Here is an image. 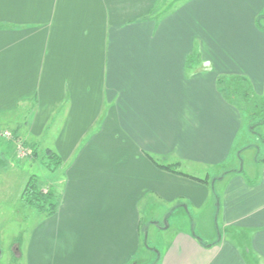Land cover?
Listing matches in <instances>:
<instances>
[{
  "label": "crops",
  "instance_id": "obj_1",
  "mask_svg": "<svg viewBox=\"0 0 264 264\" xmlns=\"http://www.w3.org/2000/svg\"><path fill=\"white\" fill-rule=\"evenodd\" d=\"M178 1L0 0V114L26 113L15 136L59 160L29 264H136L146 215L160 232L151 264H264V163L254 184L231 169L210 187L154 163L219 166L239 148L247 121L216 81L247 76L264 95V0ZM211 193L216 239L154 218Z\"/></svg>",
  "mask_w": 264,
  "mask_h": 264
},
{
  "label": "rangeland",
  "instance_id": "obj_2",
  "mask_svg": "<svg viewBox=\"0 0 264 264\" xmlns=\"http://www.w3.org/2000/svg\"><path fill=\"white\" fill-rule=\"evenodd\" d=\"M184 1L179 0L178 6ZM260 18V22L264 28V11L260 15ZM192 58L194 63L193 69H196L198 67L196 63L198 60L200 61L196 46ZM240 76L225 74L220 75L218 79L221 80L222 86H225L230 80H234ZM242 77L248 79L247 76ZM257 96L264 98V95ZM21 112L22 110L14 114H0V151L3 146L12 149V160L7 163H4L5 161L0 163V264H29L26 259L27 238H30V230L35 220L40 218V213L34 209L24 208L19 200L20 195L31 176H36L38 185L43 191L48 190V188L53 190L57 174H53L52 171L58 169L59 166L56 164L57 158L48 159L46 152H43L41 148L38 149V147H36L37 157L33 159L31 157L33 152L31 146L33 144H29L31 143L29 142L30 140H24L23 135L21 137L15 136L13 132L17 127L21 128V131H24L25 127L26 113ZM243 116L247 123L242 134L237 138L239 148L222 165L198 166V164H190L181 160L178 156L176 157L177 154L167 155L165 158L155 156L154 159L161 166H174L180 175L193 182H197V179H206L208 187L216 179L219 180L225 171L231 169H239L254 184L259 179L260 164L264 163V123H258L257 119L249 121L250 119L246 112H243ZM25 141L29 142L28 146L24 144L26 143ZM19 143L24 144L29 149L27 156L23 155L19 149L17 150L16 145H19ZM243 147L244 149L240 152ZM3 164L5 165L3 166ZM2 167L3 170L1 169ZM215 183H218V181ZM208 197L207 201L205 200V204L199 209H193L191 205H189L188 211L181 207L173 208L174 211L169 216L164 215L167 208L162 205V208L155 210L154 218L160 222V228L164 229L167 225L169 226L168 234H171L175 230H184L194 234L196 237L216 239L214 238L215 235L217 237L219 233L222 235L221 230L217 232L218 226L214 219L217 209V198L213 196V193ZM181 200L179 199V205L183 204ZM150 218L151 215L144 217L146 232L143 233V236L145 244L141 250L143 255L138 254L136 257V264H151L155 259L156 249L154 246L157 245L160 232L155 235V227H151L149 224ZM148 227H151L150 231H148ZM19 237L22 239V245L17 253H22V256L19 257L16 253L17 257H14V255L10 254L9 248L11 245H14V248H18L15 241L19 240ZM240 244L248 247L245 238L241 240Z\"/></svg>",
  "mask_w": 264,
  "mask_h": 264
},
{
  "label": "trees",
  "instance_id": "obj_3",
  "mask_svg": "<svg viewBox=\"0 0 264 264\" xmlns=\"http://www.w3.org/2000/svg\"><path fill=\"white\" fill-rule=\"evenodd\" d=\"M260 20L261 18L259 16L256 20L257 26L260 30L264 31ZM217 88L231 105L238 108L242 113L246 112L248 114L250 119L249 121L257 119L258 123H264V98L256 95L253 90V86L248 79L242 76L236 77L234 80H230L225 86H222L221 80L217 79ZM25 145L27 144L25 143ZM31 147L33 151L31 157L35 159L38 154L36 145H32ZM46 155L48 156V159L51 160L57 158L50 151H47ZM154 163L163 170L179 174L174 166H161L156 161H154ZM56 164H59L58 159ZM197 181L203 183L207 182L206 179H197ZM19 200L24 208L34 209L44 216L53 215L56 212L59 203V198L55 191L49 188L48 190L43 191L38 185L36 176L29 177L21 192Z\"/></svg>",
  "mask_w": 264,
  "mask_h": 264
},
{
  "label": "flooded vegetation",
  "instance_id": "obj_4",
  "mask_svg": "<svg viewBox=\"0 0 264 264\" xmlns=\"http://www.w3.org/2000/svg\"><path fill=\"white\" fill-rule=\"evenodd\" d=\"M11 150H12L11 148H9L7 146H3L2 150L0 151V163L4 162V161H5L4 163H7L10 160H12ZM4 165L5 164H3V166ZM1 169L3 170V167ZM15 242L18 245V248H14V245L13 246L11 245L9 249H10V254L14 255V257L15 256L17 257L16 253L18 252V250H20V246L22 245V239H20V237H19V240L17 239V241H15ZM17 254L19 255V253H17Z\"/></svg>",
  "mask_w": 264,
  "mask_h": 264
},
{
  "label": "built area",
  "instance_id": "obj_5",
  "mask_svg": "<svg viewBox=\"0 0 264 264\" xmlns=\"http://www.w3.org/2000/svg\"><path fill=\"white\" fill-rule=\"evenodd\" d=\"M17 146V150L19 149V151L23 154V155H28L29 154V149L26 148L22 143H19V145H16ZM23 149V150H22ZM25 156V157H26Z\"/></svg>",
  "mask_w": 264,
  "mask_h": 264
}]
</instances>
